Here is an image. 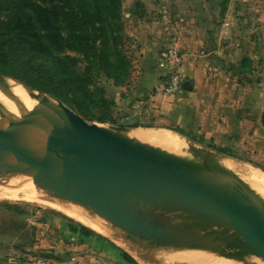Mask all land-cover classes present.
I'll list each match as a JSON object with an SVG mask.
<instances>
[{
	"label": "water",
	"instance_id": "water-1",
	"mask_svg": "<svg viewBox=\"0 0 264 264\" xmlns=\"http://www.w3.org/2000/svg\"><path fill=\"white\" fill-rule=\"evenodd\" d=\"M0 79L28 89L50 123L22 127L0 104V178L19 176L59 196L102 219L124 243L146 254H154L159 245L206 244L220 236L264 264V220L210 176L130 137L137 128L88 122L46 93L7 76ZM121 192L173 204L194 223L156 218L122 201L117 196Z\"/></svg>",
	"mask_w": 264,
	"mask_h": 264
},
{
	"label": "crops",
	"instance_id": "crops-1",
	"mask_svg": "<svg viewBox=\"0 0 264 264\" xmlns=\"http://www.w3.org/2000/svg\"><path fill=\"white\" fill-rule=\"evenodd\" d=\"M193 1L197 6L195 17L182 11L187 8L186 0H172L170 5L167 0H159L156 19L150 13L149 1L139 0L137 7V2H122L125 33L130 41L128 54L134 56V63H140L133 66L125 87L131 101L148 106L143 115L154 116L159 124L183 135L230 137L243 135L245 130L248 134L262 130L264 0H228L225 4L223 0H207L204 5ZM168 33L177 36L184 56L181 90L170 96L163 92L167 68L159 63L158 69L156 64ZM245 58L251 70L241 74ZM129 93L119 96L130 98ZM43 235L40 232L38 242L24 249L9 242L16 239L15 233L0 228V264H33L27 260L37 251L51 253L57 259L66 257L65 252L76 255L72 246L53 237H46L48 243ZM78 245L76 251L84 248V244ZM85 258L83 264H98L92 256Z\"/></svg>",
	"mask_w": 264,
	"mask_h": 264
},
{
	"label": "trees",
	"instance_id": "trees-1",
	"mask_svg": "<svg viewBox=\"0 0 264 264\" xmlns=\"http://www.w3.org/2000/svg\"><path fill=\"white\" fill-rule=\"evenodd\" d=\"M122 1L0 0V75L50 95L88 122L113 124L108 111L114 102L105 98L99 80L122 87L130 76L131 62L121 48ZM247 63L243 59L241 74L251 70ZM260 124L264 139V109ZM212 149L229 156L225 149ZM71 232L82 242L97 236L85 227ZM97 240L114 247L103 237ZM117 250L127 263L138 264Z\"/></svg>",
	"mask_w": 264,
	"mask_h": 264
},
{
	"label": "rangeland",
	"instance_id": "rangeland-1",
	"mask_svg": "<svg viewBox=\"0 0 264 264\" xmlns=\"http://www.w3.org/2000/svg\"><path fill=\"white\" fill-rule=\"evenodd\" d=\"M129 1L130 0H127L128 5H129ZM146 1L147 2L149 1L150 13L155 14V19H156L158 15L156 11L157 9H159L158 8L159 0H146ZM153 1L155 4L153 3ZM171 1L172 0H167L166 3L170 5ZM186 1H187V8L186 9L181 8L182 11L190 12V14L195 17L197 14L194 12V10H196L197 6L193 3L194 2L193 0H186ZM199 1L201 5L207 4V0H199ZM133 2L139 3V0H131L130 3L132 4ZM166 3H164V6ZM162 4L163 2L161 3V5ZM126 9L127 8H125V10ZM122 22H123V27H124L123 33H124L125 38L124 40H122L121 48L125 50V53L131 62V70H132L133 66L138 65L140 63H134L135 61L134 56L133 55L130 56L128 54L127 46L129 45L130 41H129V37L125 33L124 18L122 19ZM159 63L163 65L158 60V56H157L156 64H157L158 69H159ZM130 74H131V71H130ZM129 79H130V76L127 82L122 87L113 86L112 81L107 80L104 77L99 80V84L105 88V91H106L105 98L114 102V106H111L108 111L113 124L96 123V122H92V123H96L104 127L117 126V127H126V128H132V129L134 128L145 129L146 128L145 130H150V131H157L161 129V130L169 131L171 133L175 132L176 129L169 128L165 126V124H162V123L159 124V120H155L154 118H152L154 116L143 115V113H145V109H147L148 106L143 107L141 104H136V103H133V101H131L132 99L131 94L129 93V90L125 89V87L129 83ZM121 93L123 94L129 93L130 98L129 97L120 98L119 95ZM95 114H97V112H95ZM246 131L247 130L243 131V135L230 136V137L222 136V135L214 136L211 138L204 137V136H193V135L185 136V137L181 135L183 136V139L179 135L178 137L183 142L186 141V145L188 147L190 146L189 148L191 149L193 148L192 150H196V151L200 150L201 152H205L207 153L208 156H210L212 160L217 162V164L214 163L216 167L212 165H207V169L212 171L217 177L219 178L226 177V178H229V180L238 181L240 182V184L243 183L246 187L249 188V190L253 191L252 184L245 182L244 179L249 176L248 172L250 171L251 172L258 171L257 172L258 174L260 172V175L262 174L261 176H264V173L260 171L261 169H264V139L262 137L261 128L258 130H254L250 132L249 134ZM211 147L214 149H225L229 156H226V155H223V157L218 156L216 155L218 153L214 151ZM162 153H165V152H162ZM5 179L6 178H0V191L1 189H5V188L17 189L15 192L16 195H14L15 197L13 195H10V197H8L9 195L4 196L3 193L2 194L0 193V228L3 227V229L9 230V232H12V234L15 233L17 235L15 236L16 239L12 238L10 239L9 242L18 244V246H24V249L26 248L25 246H27L28 249H31L32 248L31 244L33 242H38V239L40 238L39 236L40 232H43L44 233L43 236L45 240H46V237H53L54 239L58 240L61 244L72 246V249H73L72 254L77 255V257L76 255L75 256L70 255L67 252H65L67 251L65 250L64 252L66 253L65 254L66 257H61L60 259H57L51 253L48 254L46 252L44 253V252L37 251V252H34V255L28 258L27 261L30 262V261H33L34 259L37 260L39 258H46V259H49V261L51 262H64V261L70 262L72 261L77 264H83L84 263L83 261H85V263L87 262L85 258L86 256H92L98 262V264H129L122 257L121 255L122 253L119 250H117V249H120L121 247H119L111 239L103 236L102 234L97 232V230L92 229L91 227H89L87 224L85 225L84 223V221H88V222L90 221L91 224L96 225V226L98 224H101V227H99L100 225L98 226L99 228H101L102 230H106V231L108 229H109L108 231L111 230L110 231V233H112L111 236L116 238L117 240L122 241L121 238L116 234L115 229L110 227L106 222L103 223L104 221L102 219L97 218V217H95L96 218L95 219L92 216L86 215V213L80 208L70 203H65L56 197L54 198L59 201L60 206L55 207V208L54 206L46 205L41 202L39 203L38 201L34 199L28 200L26 199V196H21L23 192L26 195L32 192H41V193L43 192L29 188L28 186H25L24 184H21L13 179H8V180H5ZM212 179L214 181L215 180L217 181V178L215 176ZM117 196L124 197L125 194L121 192V193H118ZM20 197H21V200H20ZM78 211H81V213L83 212L84 215L83 213L81 214ZM98 219L99 221H97ZM91 220L93 222L95 221V224ZM72 227L77 228V230L80 227H85V228L88 227L87 229L92 231L98 237H103L105 240L111 242L112 245H114V247L112 246L109 247V245H107V243L105 242H100L103 244L99 247L100 243L97 240V236H94L92 238H87L86 240H83L82 242V239L84 238L81 237L78 233L71 232ZM46 241L48 242V240ZM78 244H84V248L82 250L76 251L75 246L76 245L79 246ZM206 244L209 246L206 245V247L205 246L204 247L207 248V251H211V256L209 257L211 259L210 264H217L213 258L214 257L213 249L215 246H217V248H220L221 246L224 252L227 254L233 255L234 257L237 256V258L239 257L251 264H257L252 258L244 255L231 242L223 239L220 236H216L214 238L212 237V239L207 241ZM198 245L200 249L194 246L192 247V249L197 250L200 253V250L202 251L201 248L203 249L205 248L201 244H198ZM162 251H163L162 247L159 245L157 246L156 252L153 255H156L157 258L166 257L165 253H163ZM94 253H100L99 257L96 256L98 254H94ZM16 255L21 257V254L19 252ZM128 255L131 256L130 254ZM209 258H204L201 260V262H206L207 259ZM161 264H164V263H161Z\"/></svg>",
	"mask_w": 264,
	"mask_h": 264
},
{
	"label": "bare ground",
	"instance_id": "bare-ground-1",
	"mask_svg": "<svg viewBox=\"0 0 264 264\" xmlns=\"http://www.w3.org/2000/svg\"><path fill=\"white\" fill-rule=\"evenodd\" d=\"M48 101L49 103H52L53 106L56 108V105L51 100ZM0 104L11 116V118L22 127L50 126V123L47 122V120L45 119V113H43L36 105V103L33 101L28 89H26L25 87H23L22 85L18 84L17 82L11 79H0ZM128 135L132 138H135L153 147L155 150L165 152L167 155L177 160H180L181 162L191 167H194L195 169L201 171L203 174L210 176L211 179L214 178L215 176L217 178V181L216 180L214 181L213 179L212 180L215 183H217L219 187H221L227 193L238 197V199L242 202L243 205H245L247 208L257 213L260 216V218L264 220V208L261 205V203H264V176H261L262 174L260 175V172L258 174L257 170H256L257 172H251V171L248 172L249 176L244 179L245 182L252 184L253 191H251L243 183L240 184V182L229 180V178L226 177H222V178L217 177L212 171L207 169V165L215 166L214 163L217 164V162L212 160L210 156L207 155V153L201 152L200 150L198 151L192 150L193 148L192 149L189 148L190 146L188 147L186 145V141L183 142L178 137V135H175L174 133L161 129L157 131L134 129L131 132H129ZM8 179H13L21 184H24L25 186H28L29 188L42 191L34 187L31 183L25 181V179L22 177L11 176L6 178L5 180ZM16 190L17 189L5 188V189H1L0 193L1 194L3 193L4 196L9 195L8 197H10V195L13 196L16 195L15 194ZM42 192L43 193L32 192L28 195H26L23 192L21 196H26V199L28 200L34 199L39 203L41 202L46 205L54 206V208L60 206L59 201L54 197L60 199L65 203H69L57 195L50 194L44 191ZM124 194H125L124 197L118 196L122 201L138 209L148 211L156 218L179 225L188 226L194 223L191 218L185 215L179 208H177L173 204H162L157 200L149 198L145 195H129L126 193ZM78 212L81 213V211ZM97 221H99V219ZM84 223L85 225L87 224L92 229L97 230V232H99L103 236L111 239L119 247H121L128 254H130L139 264H161V263L210 264L211 263V259L209 258L211 256V251H207V248H205L207 244H201L203 247L205 246L204 247L205 249L201 248L202 251L200 250V253L197 250L192 249L193 246L200 249L199 245L194 243L181 242L176 244H170L167 246L160 245L163 250L162 252L165 253L166 257L157 258L156 255L142 253L141 251L134 249L131 245L112 237L111 236L112 233H110L111 230L108 231L109 230L108 229L106 231L99 228L101 227V224H98L96 226L91 224L90 221L89 222L84 221ZM93 223L95 224V221ZM103 223H105V221ZM213 250H214L213 258L217 264H251L239 257L237 258V256L234 257L233 255L225 253L221 246L220 248H217V246H215ZM204 258H209V259H207L206 262H201V260Z\"/></svg>",
	"mask_w": 264,
	"mask_h": 264
},
{
	"label": "built area",
	"instance_id": "built-area-1",
	"mask_svg": "<svg viewBox=\"0 0 264 264\" xmlns=\"http://www.w3.org/2000/svg\"><path fill=\"white\" fill-rule=\"evenodd\" d=\"M183 53L177 44V36L174 34L167 35L166 45L159 51L158 60L167 68V80L163 88L166 95L177 94L181 90L183 82L182 63ZM33 264H77L72 261L51 262L46 258H39L32 261Z\"/></svg>",
	"mask_w": 264,
	"mask_h": 264
}]
</instances>
